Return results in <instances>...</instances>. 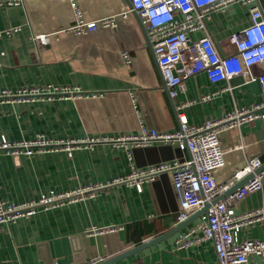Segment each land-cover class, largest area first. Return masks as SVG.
<instances>
[{"label": "crops", "instance_id": "1", "mask_svg": "<svg viewBox=\"0 0 264 264\" xmlns=\"http://www.w3.org/2000/svg\"><path fill=\"white\" fill-rule=\"evenodd\" d=\"M128 6V0H19L18 5L0 6V31L20 28L11 36L0 37V90L52 84L97 95L52 102H2L0 138L18 142L43 135L64 140L135 132L139 122L132 97L144 125L166 131L177 128L175 105L181 102H192L184 110L191 124L218 118L234 106L262 102L257 83L244 84L237 77L228 84H212L203 72L187 79L185 90L170 98L145 28L133 14L127 18L120 15ZM261 8L264 13V0ZM227 10L213 12L208 21L212 38L223 55L235 51L229 36L249 22L247 7L233 4ZM76 11L83 21L113 17L115 24L79 35L70 30ZM227 85L230 89H225ZM218 89L222 91L210 100L199 101L201 96ZM222 142L227 146L244 144L264 164V130L259 121L228 132ZM185 158L184 151L182 157L174 159ZM147 160L144 152L139 161L133 155L137 168L148 166L136 165ZM242 163L243 154L237 165ZM129 172L124 150L109 145L75 150L70 157L64 152L29 157L0 152V196L22 203L49 191H69ZM218 177L224 184L225 173L219 172ZM262 203L264 182L261 191L248 195L234 209L237 213L249 211ZM177 206L167 174L144 184L141 192L134 186H112L94 198L1 225L0 264H98L173 230L180 224L176 221ZM197 219L112 264H212L215 251L210 241L185 249L174 247L175 239ZM108 226L119 229L98 236L85 235L87 228ZM240 238L264 240V224L245 228Z\"/></svg>", "mask_w": 264, "mask_h": 264}, {"label": "built area", "instance_id": "2", "mask_svg": "<svg viewBox=\"0 0 264 264\" xmlns=\"http://www.w3.org/2000/svg\"><path fill=\"white\" fill-rule=\"evenodd\" d=\"M129 6L120 14L127 18L133 14L145 28L146 37L156 61L164 87L175 98L185 90V81L203 72L210 83L216 84L240 77L244 84L259 85L262 102L250 106H234L220 117L202 124L189 123L184 112L191 105L185 101L175 105L177 128L158 130L144 125L136 103L132 106L138 116L135 132L96 134L69 139H49L37 135L30 140L9 142L0 138V152L10 156L64 152L71 156L79 149H92L95 145H109L126 153L130 172L101 183L88 184L64 192L49 191L38 199L14 203L0 196V226L14 223L39 211L94 198L100 191L116 185L134 186L138 192L163 174L170 176L177 201L176 221L182 223L209 204L207 211L174 241L176 249H185L210 241L215 251L212 264H264V240L241 239V232L256 223L264 224V203L258 208L239 212L235 206L248 195L263 189L264 170L255 174L262 162L244 144L227 146L222 138L230 131L259 121L264 130V13L262 0H128ZM19 0H0V6L18 5ZM233 4L248 8L249 22L229 36L235 51L220 54L208 28L213 12H223ZM74 7V5L72 4ZM76 11L75 24L70 30L79 35L91 34L100 28L115 24L113 17L83 21ZM19 27L0 31V37L11 36ZM42 40V38H40ZM258 67V69L256 68ZM225 89H230L227 85ZM222 89L201 96L199 101L210 100ZM78 88L52 84L23 86L17 90H0V103H27L61 99L96 97ZM172 146L187 153L183 160L159 162L143 168L135 167L132 151L150 146ZM243 163L238 166V157ZM235 159V160H234ZM234 160V161H233ZM225 173L220 182L218 173ZM252 174L244 184L223 199L211 204L243 178ZM119 228H87L86 236H98ZM250 258H254L250 261ZM96 264V261L90 262Z\"/></svg>", "mask_w": 264, "mask_h": 264}, {"label": "water", "instance_id": "3", "mask_svg": "<svg viewBox=\"0 0 264 264\" xmlns=\"http://www.w3.org/2000/svg\"><path fill=\"white\" fill-rule=\"evenodd\" d=\"M134 112V110L132 111V113ZM142 152H144V154L147 157V163H140L138 164V162H136V165L138 167L144 166V165H153V164H157L159 162H164V161H169L172 160L174 158H179L183 156V152L182 150H180L179 148L176 147H172V146H162V147H147V148H138V149H134L132 151V154L134 155V159L136 161V159L139 161V158H141ZM183 160V159H182ZM264 170V164H262V166L255 172V174L261 172ZM162 176V175H161ZM160 176V177H161ZM252 177V174H249L248 176H246L245 178H243L241 181L237 182L234 186H232L229 190H227L225 192V194L222 196H227L228 194H230L231 192H233L236 188L240 187L242 184H244L249 178ZM222 197H219L218 199H216L215 201H213L211 204L216 203L217 201H219ZM209 207V204L205 205L201 210L197 211L195 214H193L192 216H190L186 221L180 223L177 227H175L173 230H171L170 232H167L161 236H158L148 242H145L143 244H140L130 250H127L117 256H114L108 260H105L101 263L98 264H112L118 260H121L131 254H134L156 242H159L163 239H165L166 237L176 233L178 230H180L181 228L187 226L189 223H191L194 219H196L197 217H199L201 214L205 213L207 211Z\"/></svg>", "mask_w": 264, "mask_h": 264}, {"label": "rangeland", "instance_id": "4", "mask_svg": "<svg viewBox=\"0 0 264 264\" xmlns=\"http://www.w3.org/2000/svg\"><path fill=\"white\" fill-rule=\"evenodd\" d=\"M228 10L226 9V10H224V12H227Z\"/></svg>", "mask_w": 264, "mask_h": 264}]
</instances>
